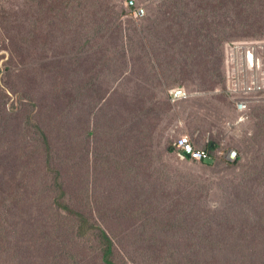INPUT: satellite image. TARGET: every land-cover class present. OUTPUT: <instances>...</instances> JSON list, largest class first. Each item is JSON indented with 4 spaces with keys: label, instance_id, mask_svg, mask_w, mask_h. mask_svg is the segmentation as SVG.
<instances>
[{
    "label": "rangeland",
    "instance_id": "1",
    "mask_svg": "<svg viewBox=\"0 0 264 264\" xmlns=\"http://www.w3.org/2000/svg\"><path fill=\"white\" fill-rule=\"evenodd\" d=\"M40 1L44 3L40 4ZM134 1L145 9V16L132 22L125 15L120 17L124 9L121 0H99L97 3L84 0V9L79 7V11H75V5L64 8L53 0H0V47L8 43L5 39L11 35L7 31L10 23L23 33L17 36L18 39L23 35L33 39L28 34L29 30H34L37 20L42 23L41 28H37L38 33L46 34L54 24L60 25L57 32L62 29L63 41L55 34L41 41L38 51L32 47L33 42L20 43L21 63L29 77H33L37 63L61 59L62 52L73 58L74 70L79 57L78 69L91 67L94 61L98 62L99 55L106 53L115 52L117 58L115 63H105L101 67L103 73L97 82L90 80L92 83L85 88L86 98L78 107L76 97L73 98L70 116L62 119L69 123L65 129L71 128L63 130L62 137H71L73 128L74 137L80 140V148L72 149L71 140L65 149L55 139L51 142V156L57 159L55 168L62 163L71 166L81 155L83 159L85 152L91 151L89 159L91 162L94 159L89 166L85 153L84 166L70 169L64 166L60 175L61 189H66L63 200L74 203L77 196H82L79 204H74L75 211L81 210L84 207V182L91 180L85 169L96 171L93 175L98 178L92 179L94 207L88 213L89 222L103 216L109 220L118 213L117 207H111L112 202L119 201L122 210L138 218L135 234L147 239L140 257L143 263L149 256L154 261L152 253L146 249L155 244L174 253L173 264H188L190 260L198 264H264V223L258 225L261 233L243 231L245 237L242 240L215 227L223 220L221 211L217 210L223 208L238 213L249 210L255 216L264 217V0ZM101 23H104L102 28L99 27ZM207 33L210 36H205ZM242 41L255 44L238 43ZM228 43L234 44L227 47ZM241 45L254 49L259 65L252 71L245 66L248 55L238 47ZM3 54L5 58L0 61V69L4 72V62L10 59V53L0 51V55ZM72 80L75 81L74 77ZM245 80L249 81L250 88L261 89L244 90L241 87ZM14 81L21 92L34 99H40L44 92L28 83ZM173 89L188 92V97L173 101L171 96L169 100L166 93L169 91L171 95ZM104 93L106 100L112 99L113 104L108 108L104 101L86 112L84 107L93 105ZM23 97L24 102L28 96ZM23 102L11 98L8 107L21 108ZM239 102L247 104L250 113L246 110L241 117L235 108ZM104 106L111 118H105L100 111ZM149 106L152 111H143V114L141 110H147ZM31 111L30 107L26 114ZM130 114L131 126L125 119ZM16 121L21 125L20 118ZM142 121L145 131H154L156 138L144 139V144L150 143V154L142 164L136 163V170L131 173L136 178L130 180L119 169L123 166H118L119 155L128 138L135 137L133 149L137 146L136 135ZM113 123L122 125V132L119 130L115 137H106L108 126ZM45 125L48 137L61 136L54 122L49 120ZM87 125L94 130V135L85 145L82 137H86L84 129ZM22 127L23 137H33L31 147L42 146L44 151L47 145L40 142V130L30 123L29 127L25 126L23 121ZM132 129L134 132L126 135ZM181 136H188L198 149L215 146L209 148L212 159L208 162L181 159L176 150L169 151ZM108 142L114 144L115 149L114 152L108 150L103 160L92 149L95 146L105 149ZM2 147L0 140V152ZM231 151L238 152L236 162L228 159ZM26 165L30 169L23 175L28 183L36 180L52 182L56 177L54 164L49 167L52 169H47L45 159L40 166L34 162ZM103 165L106 170L101 173ZM24 219L22 204L14 207L8 197L0 204V229L11 228L10 237L22 233ZM169 224L175 231L173 238L164 244L154 242L157 233ZM144 225L147 231L143 233ZM206 225H213L216 232L221 233L206 240L203 232L192 228ZM192 233L196 235L192 237ZM94 235L95 231L90 229L83 239H94ZM188 236H191L190 240H187ZM191 244L198 250L196 255L190 253ZM235 245L240 253L234 251ZM206 247L215 250L205 252ZM157 263L163 264L164 260L160 258Z\"/></svg>",
    "mask_w": 264,
    "mask_h": 264
},
{
    "label": "trees",
    "instance_id": "2",
    "mask_svg": "<svg viewBox=\"0 0 264 264\" xmlns=\"http://www.w3.org/2000/svg\"><path fill=\"white\" fill-rule=\"evenodd\" d=\"M92 1L93 3H97L99 0ZM128 1L121 0L124 9L121 11L120 17L125 15L133 22L135 21V18L132 16L133 8L126 7L127 5L125 6L126 9L124 7V4ZM53 2H58L64 8L70 4L75 5V11H79V7L84 9L82 6V4L84 5V0H53ZM43 3L40 1V4ZM144 16L139 19L144 18ZM18 20L21 21L20 15ZM104 23H101L99 27L102 28ZM41 24L38 20L34 21V30H29L28 35H32L33 39L25 35L21 39H18L17 36L19 37V34L23 33L13 23H10L7 31L11 35L5 39L8 43L0 47V51L5 50L10 53V59L4 62V72L0 69V140L3 143L0 152V204L8 197L14 207L17 204L23 205L25 216L22 233L10 237L8 233L11 228L6 230L0 229V264H155L160 258L164 260L163 264H173L175 260L174 253L163 245L157 246L155 244L153 247L146 249L147 252L152 253L151 256L154 258V261L151 260L150 256L145 259L146 263L141 261L140 257L147 246V239L135 234L138 218L135 214L122 210L119 201L112 202L111 207H117L118 213H114L109 220L103 216L98 221L89 222L88 213L94 207L92 188L95 184L92 179L94 177L98 178L93 175L96 171L92 172L82 167L85 169V174L91 180H85L84 182V207L81 210L75 211L74 204H79L82 196L80 198L77 196L74 203L71 201L64 202L63 197L66 194V189H61L63 181L60 177L64 171V166L66 165L68 169L75 168L77 165L84 166L85 153L87 154L89 166H92L94 159H92V162L89 159L91 151L85 152L83 153L84 158L82 159L81 155L80 158L73 161L71 166L69 163H62L55 168L57 159L51 156V142L55 139L56 143L64 146L65 149V147L69 146L67 142L71 140L72 149L80 148V140L78 137H74L73 128L71 137H62L63 130H71L70 127L65 129L69 123L66 121L62 122V119L65 120L70 116L73 98L76 97V107H78L86 98L85 88L92 83H90V80L94 79L97 82V78L103 73L101 67L105 63H115L117 58L114 57L115 52L106 53L99 55L98 62L94 61L91 67L78 69V63L81 59L79 57L76 59L74 70L71 63L73 58L66 57L64 52H62L61 59L37 63L33 77H29L26 75L27 71L23 63H21L23 56L20 54V43L33 42L32 47L38 51L39 43L55 34L63 41L61 36L62 29L57 32L60 25L54 24L46 34H42L37 31L38 27L41 28ZM23 26L26 27L24 21ZM15 30L18 33H11L15 32ZM205 36H210V33H207ZM243 42L255 44L251 41L238 43ZM232 44L234 43H228L227 47ZM98 48L100 49L101 45ZM124 56L126 57L127 55L125 54ZM4 58L5 54L0 55V61ZM72 77H74L75 81L72 80ZM14 80L28 83L32 88L38 90L44 89L41 98L34 99L25 92H21L18 89L20 86L16 85ZM171 89L169 88L168 90ZM23 95L28 96L24 102ZM106 96V93H104L102 96L96 98L93 105L84 107L86 112L93 106L101 105L104 101H107L106 107L109 108L113 102L112 99L106 100ZM11 98L16 101H22L21 108L8 107V102ZM166 98L171 99L169 91L166 93ZM235 106L237 112L242 117L243 112L238 109L237 104ZM30 107L32 111L26 114ZM104 109L105 106L101 107L100 111L105 115V118H111L112 115H108V112L104 111ZM143 111H152V107L149 106L147 110L142 109L141 112L144 114ZM248 111L250 113L251 109L249 108ZM145 117H148L147 114H145ZM17 118L21 119V125L17 123ZM125 119L128 125L131 126V114ZM49 120L56 124L55 128L61 134L60 137H48L45 122ZM22 121L25 126L29 127L30 123L32 127L40 130L42 134V137L39 138L40 142H44L47 145L44 150L45 152L42 151V146L31 147L30 144L33 137H23L25 135L23 134ZM143 123L142 121L139 134L136 135L139 141L137 146L133 149L135 137H130L124 142L123 151L119 155L121 162L118 166L123 165L122 167L119 166V169L130 180L136 178L131 176L132 170H136V163L141 162L140 164H142L143 160L150 154L151 150H149L150 146H148L150 143L144 144V139L150 138L154 140L156 138L154 131H145ZM121 129L122 125L113 123L110 127L108 126L106 137H115ZM133 132L134 129L126 135H131ZM84 133L86 137H82V140L87 145L88 140L94 135V130L90 129L89 125H87ZM177 139L173 145L175 149L171 147L168 149L169 151L176 150V155L178 154V149L175 145ZM12 144L14 145L10 147ZM155 144V141H153V145ZM105 145V149H100L98 146L92 149L93 153L103 160H105L108 150L114 152L113 150L115 149V145L112 143L108 142ZM145 146H147L146 150ZM214 147L209 146L206 150L209 151V148ZM102 152L105 153L104 156H102ZM238 158L230 162H236ZM44 159L47 169H52L49 167H51L52 163L54 164L53 171L56 173V177L53 181L36 180L31 183L25 181L24 171L30 169L26 163L34 162L36 166H40V163ZM188 159L198 161L191 158ZM209 160L202 161L208 162ZM100 169L101 173H104L106 170L105 165ZM109 170L113 169L110 168ZM106 176L107 174L103 175V177ZM77 193L78 191L76 190V195ZM217 211H221L223 220L216 223L215 227L223 229L224 233L229 231L231 235H235L238 239L242 240L245 237L243 231L254 234L262 232L259 230L258 225H263L264 217L255 216L249 210H242L238 213V211L223 208ZM192 228L196 232H203L206 240H212L221 233L220 231L216 232L213 225H206L205 227L193 226ZM90 229L95 231L94 239L91 237L88 241H84L83 238ZM141 231L143 233L147 231L145 225L142 226ZM174 232L171 224L166 225L163 230L157 233L159 235L154 237L153 241L164 244V242L173 238ZM195 235L194 233L191 234L192 237ZM191 236H188L187 240H190ZM125 242L137 244H125ZM214 250V247H206L204 249L205 252H214ZM219 250L221 251V248ZM234 251L240 253L241 250L236 249L235 245ZM197 252L195 244H191L190 253L196 255ZM128 260L130 263H127ZM188 264L198 263L190 260Z\"/></svg>",
    "mask_w": 264,
    "mask_h": 264
},
{
    "label": "built area",
    "instance_id": "3",
    "mask_svg": "<svg viewBox=\"0 0 264 264\" xmlns=\"http://www.w3.org/2000/svg\"><path fill=\"white\" fill-rule=\"evenodd\" d=\"M126 4H127V7L133 8L132 16L135 19H139L145 15V9L142 6L136 5L134 0H129ZM238 47L243 48L244 53L248 55L246 57L245 66L248 70L252 71V68L254 66L257 67L259 65L258 61L256 63L254 49H250L248 46H243V45L238 46ZM241 88H243L246 91H259L261 89L259 87L250 88L249 81L247 80H245V84ZM241 88H239V91L241 90ZM171 96L173 98V101H177L179 99H185L188 97L187 93L183 91L182 89H173L171 91ZM237 106H238V109L243 113L246 110H248V106L244 102L237 103ZM175 145L178 149L177 155L181 159L191 158V159L200 160V161L211 159V153L207 151L206 149L196 148L193 145V141L188 136H181L180 138H178ZM237 158H238V152L231 151L228 159L230 161H235Z\"/></svg>",
    "mask_w": 264,
    "mask_h": 264
}]
</instances>
